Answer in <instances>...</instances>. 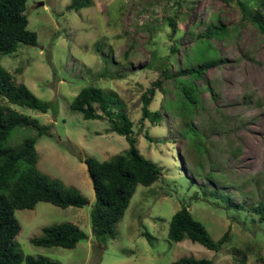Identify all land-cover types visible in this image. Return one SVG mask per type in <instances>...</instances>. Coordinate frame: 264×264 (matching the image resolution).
I'll use <instances>...</instances> for the list:
<instances>
[{
	"label": "rangeland",
	"instance_id": "374dc122",
	"mask_svg": "<svg viewBox=\"0 0 264 264\" xmlns=\"http://www.w3.org/2000/svg\"><path fill=\"white\" fill-rule=\"evenodd\" d=\"M40 1L44 5L39 6ZM176 1L89 0L79 10L68 9L72 0L27 1L28 29L37 33V44H20L16 52L1 54L0 65L15 84L24 83L50 109L43 113L11 106L51 126V135L37 138L38 169L77 188L90 204L61 208L38 202L33 209L16 210L22 228L15 240L25 257L46 256L60 264H171L194 256L214 264H238L234 251L240 250L246 254L245 264H264V222L253 210L257 203L264 205L263 34L242 18L239 0H179L180 5ZM240 1L251 15L261 2ZM169 17L177 18L175 35ZM208 25L225 30L222 37L208 40L213 47L208 55L219 63L202 79L193 80L199 92L192 125L198 132L194 138L202 141L199 146L180 132L184 118L176 105L183 95L180 78L198 66L194 55L205 46L196 34ZM165 67L169 78L162 74ZM156 80L162 87H156L150 107L161 110L162 122L152 125L146 120L139 127L142 94ZM89 85L101 87L111 109L131 118L140 152L162 167L155 183L137 185L115 238L103 243L92 233L95 193L80 157L109 160L124 154L129 143L112 132L98 107L97 114L104 117L89 120L71 108L74 97ZM0 103L8 104L2 97ZM145 130L157 142L149 140ZM35 136V128L17 127L5 144L18 148L25 138ZM182 204L214 240L230 229V239L220 251L188 238H168L171 217ZM63 222L77 224L88 237L72 249L31 242L43 227ZM143 232L155 237L153 244Z\"/></svg>",
	"mask_w": 264,
	"mask_h": 264
},
{
	"label": "trees",
	"instance_id": "16d2710c",
	"mask_svg": "<svg viewBox=\"0 0 264 264\" xmlns=\"http://www.w3.org/2000/svg\"><path fill=\"white\" fill-rule=\"evenodd\" d=\"M27 1L0 0V55L16 52L20 44L31 46L37 44V33L28 29L29 22L25 14ZM88 3L89 0H72L68 9L79 10ZM176 3L181 4L179 0ZM238 4L243 13L242 18L255 25L264 37V0H261L257 13L252 15L248 14L244 2L239 0ZM168 23L172 35H175L178 32L177 18L169 17ZM224 30L222 26L215 28L208 25L204 33L196 34L197 40L203 39L205 45L202 50L199 49L196 56L194 55L198 66L190 67L188 76L185 79L180 78L183 95L180 103L176 105L177 113L184 118L180 132L189 140L192 139L193 145L195 143L203 146L202 141L194 138L198 132L192 125L199 92L193 80L202 79L208 69L219 63L217 58L208 55L213 52L212 44L208 40L213 36L222 37ZM170 50L174 52L175 47H171ZM162 74L166 78L171 76L168 67H165ZM156 87L161 88L162 82L153 81L151 87L142 94L143 105L139 127L144 125L146 120L152 125H160L162 122L161 110H153L150 107L157 92ZM106 95L101 87L89 85L79 91L70 105L73 110L81 112L87 120L106 116L112 132L124 136L129 143V148L124 154L115 155L109 160L80 157L87 166L95 193L90 218L92 233L99 243L105 242L107 238H115V228L129 207L137 185L150 186L162 173L161 166L147 159L140 152L137 138L134 136L136 127L131 118L123 111L112 110ZM0 97L8 102V104L0 103V264H21L23 261L26 264H60L46 256L23 255L15 240L22 228L15 212L19 209H33L38 202H48L61 208L71 206L82 208L89 205L90 200L77 188L66 187L59 181L48 178L38 169L37 138L51 135L49 131L51 126L41 125L36 119L20 113L11 106L12 104L26 106L46 113L50 109V104L38 98L24 83L15 84L12 74L1 65ZM96 107L104 116L97 114ZM17 127L35 128L37 136L27 137L20 147L11 148L5 142ZM146 130L150 131V128L147 127ZM148 131L146 135L149 140L155 141L156 139L149 136ZM212 194L216 192L212 191ZM253 210L264 222V205L257 203ZM143 233L153 244L155 237L149 232ZM87 237L77 224L63 222L43 227L42 234L33 237L31 242L38 246H60L72 249ZM168 238L175 242L188 238L209 250L218 252L229 241L230 229L226 230L218 240H214L205 225L193 217L189 206L182 204L171 217ZM234 257L238 264H245L247 259L246 254L240 250L234 251ZM171 264L214 263L204 257L183 256Z\"/></svg>",
	"mask_w": 264,
	"mask_h": 264
},
{
	"label": "water",
	"instance_id": "95a60500",
	"mask_svg": "<svg viewBox=\"0 0 264 264\" xmlns=\"http://www.w3.org/2000/svg\"><path fill=\"white\" fill-rule=\"evenodd\" d=\"M38 5H39V6H42V5H44V2H43V1H40V2L38 3Z\"/></svg>",
	"mask_w": 264,
	"mask_h": 264
}]
</instances>
